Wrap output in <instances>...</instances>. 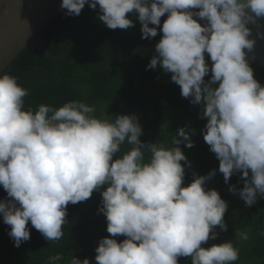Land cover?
<instances>
[{"label":"clouds","instance_id":"clouds-1","mask_svg":"<svg viewBox=\"0 0 264 264\" xmlns=\"http://www.w3.org/2000/svg\"><path fill=\"white\" fill-rule=\"evenodd\" d=\"M86 4L92 10L99 6L98 19L112 30L135 27L129 13L137 16L141 39L156 37L159 27L162 36L146 70L171 73L181 96L201 106L199 117L207 121L201 135L225 184L237 173L243 181L242 188L230 185L228 191L246 207L264 199V86L254 78L245 52L256 44L246 25L264 17V0H62L60 8L78 17ZM27 95L14 76L0 74V186L11 198L0 201V215L14 247L30 239L29 222L46 240H60L67 206L106 186L98 214L106 217L111 238L98 241L96 264H178L182 257L190 264H233L239 259L230 240L203 246L218 239L217 226L228 231V203L205 187L216 169L205 176L193 173L183 186L191 162L180 145L194 147L195 129L179 128L168 146L142 142L135 114H117L109 122L78 100L25 110ZM125 142L132 147L118 157ZM118 236L125 239L118 242ZM61 259L51 256L50 264ZM70 264L91 262L73 256Z\"/></svg>","mask_w":264,"mask_h":264},{"label":"trees","instance_id":"trees-1","mask_svg":"<svg viewBox=\"0 0 264 264\" xmlns=\"http://www.w3.org/2000/svg\"><path fill=\"white\" fill-rule=\"evenodd\" d=\"M65 13L66 10H61L37 35V42L51 55L37 48L25 49L2 73L14 76L18 84L28 90L24 97L25 110H36L41 104L58 108L68 101L78 100L95 109L91 115L109 122H113L117 114H135L143 130L141 141H158L165 146L179 128L195 129L196 134L191 136L194 147L180 145L191 162V167L185 168L183 186L192 182L193 173L205 176L216 169V176L205 187L218 191L228 203L224 217L228 231L220 232L217 226L218 239L203 246L230 240L239 251V259L233 264H264V199L258 198L256 204L246 207L238 196L228 191L230 185L242 188L243 181L237 173L225 184L223 174L218 171L219 161L201 135L207 122L199 117L201 106L181 96L180 87L171 81V73H164L160 67L146 70L155 54V44L162 36L159 27L158 35L146 40L141 39V25L135 13L128 14L135 27L127 30L107 28L98 19L99 6L92 10L86 4L78 17ZM166 18L167 14L161 17L160 27ZM206 61L211 66L207 54ZM249 64L254 78L264 86V68ZM210 77L211 72L205 81ZM131 147L125 142L117 156ZM104 190L106 186L87 201L67 206L64 235L58 241L46 240L29 222L30 239L16 248L7 234L10 226L3 223L0 215V264H50L49 258L56 254L62 259L54 264H70L73 256L80 260L88 258L91 264H96L98 241L110 237L106 217L98 214L100 192ZM5 199L11 198L0 186V201ZM237 233H246L248 239H242ZM116 239L121 242L125 237ZM178 264H190V258L182 257Z\"/></svg>","mask_w":264,"mask_h":264},{"label":"water","instance_id":"water-1","mask_svg":"<svg viewBox=\"0 0 264 264\" xmlns=\"http://www.w3.org/2000/svg\"><path fill=\"white\" fill-rule=\"evenodd\" d=\"M61 3L62 0H0V74L25 49L37 48L51 55L37 42V35L62 10ZM200 22L202 26L207 23ZM246 26L252 33L249 39L256 40L253 51L245 49L246 59L264 68V38L257 35L264 34V17Z\"/></svg>","mask_w":264,"mask_h":264}]
</instances>
